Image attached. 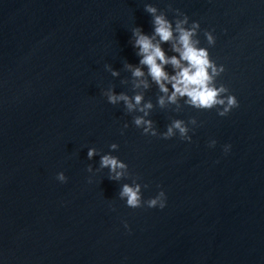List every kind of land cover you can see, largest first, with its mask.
<instances>
[{
    "label": "water",
    "instance_id": "1",
    "mask_svg": "<svg viewBox=\"0 0 264 264\" xmlns=\"http://www.w3.org/2000/svg\"><path fill=\"white\" fill-rule=\"evenodd\" d=\"M144 3L199 21L202 45L214 31L218 81L239 100L223 117L153 109L159 131L195 116L191 142L143 135L101 94H131L120 80L138 62L131 28L151 31ZM112 142L165 208L126 207V181L86 171L87 147ZM0 264H264V0H0Z\"/></svg>",
    "mask_w": 264,
    "mask_h": 264
},
{
    "label": "clouds",
    "instance_id": "2",
    "mask_svg": "<svg viewBox=\"0 0 264 264\" xmlns=\"http://www.w3.org/2000/svg\"><path fill=\"white\" fill-rule=\"evenodd\" d=\"M144 11L151 17V31L145 32L141 26L131 28L129 43L138 57L136 64L123 63V69L130 75L121 78L120 83L130 85L131 94L126 91H115V86L109 84L102 89V95L111 105H122L125 113L131 115V124L140 129L143 135L159 136L163 139L178 137L182 141L191 142L192 135L199 123L195 116L187 121L181 118H170L163 131H159L151 118L154 108L180 112L185 106L197 111L215 109L218 116H226L232 109L239 107V100L229 87L218 81L225 71L222 63L212 59L209 47L215 45L216 37L213 30L204 29L203 36L206 46L201 44L199 33L200 23L191 20L180 9H173L174 15L169 18L164 9L154 3H144ZM112 77H120L119 69L110 64L104 65ZM155 88V103L151 98L146 99V92ZM124 122L121 128H128ZM217 141L209 139L208 146L215 147ZM109 151L103 152L94 146L87 147V159L99 157L97 167L91 163L86 166L88 173L95 174L107 170V178L112 181L126 182L119 184L118 198L129 208H159L166 207L167 196L160 188L154 195L144 198L140 178L129 171V165L114 153L119 144L112 142ZM230 144L223 145V151L228 153ZM60 183L67 182L64 171H58L55 176ZM91 176L89 182L91 183ZM159 188V186H158ZM111 207V205H110ZM124 228H129L127 220L122 221Z\"/></svg>",
    "mask_w": 264,
    "mask_h": 264
}]
</instances>
